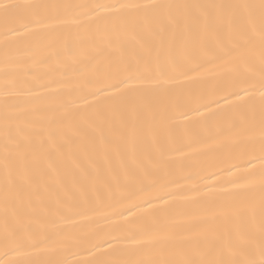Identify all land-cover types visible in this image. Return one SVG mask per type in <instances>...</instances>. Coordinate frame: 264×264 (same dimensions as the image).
<instances>
[{
    "label": "snow or ice",
    "instance_id": "obj_1",
    "mask_svg": "<svg viewBox=\"0 0 264 264\" xmlns=\"http://www.w3.org/2000/svg\"><path fill=\"white\" fill-rule=\"evenodd\" d=\"M0 264H264V0H0Z\"/></svg>",
    "mask_w": 264,
    "mask_h": 264
}]
</instances>
